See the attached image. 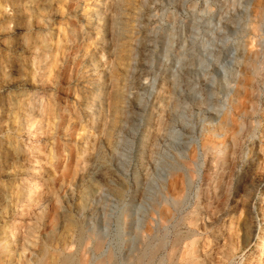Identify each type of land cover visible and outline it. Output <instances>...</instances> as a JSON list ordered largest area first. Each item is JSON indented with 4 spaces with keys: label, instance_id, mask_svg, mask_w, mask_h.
<instances>
[{
    "label": "rangeland",
    "instance_id": "rangeland-1",
    "mask_svg": "<svg viewBox=\"0 0 264 264\" xmlns=\"http://www.w3.org/2000/svg\"><path fill=\"white\" fill-rule=\"evenodd\" d=\"M46 1L0 0V264H264V0ZM124 90L136 120L114 154ZM191 138L186 174L171 140Z\"/></svg>",
    "mask_w": 264,
    "mask_h": 264
},
{
    "label": "bare ground",
    "instance_id": "bare-ground-1",
    "mask_svg": "<svg viewBox=\"0 0 264 264\" xmlns=\"http://www.w3.org/2000/svg\"><path fill=\"white\" fill-rule=\"evenodd\" d=\"M46 1V0H45ZM46 2H48V1H46ZM2 7V6H1ZM130 8V7H129ZM93 14V13H92ZM95 14V13H94ZM93 16V15H92ZM97 16V15H96ZM94 17H95V15H94ZM94 19V18H93ZM97 19H98V17H97ZM116 20V19H115ZM111 21H114V20H111ZM110 21V22H111ZM222 21V20H221ZM109 22V23H110ZM93 23V22H92ZM114 23V22H113ZM95 26H96V24H94ZM114 25V24H113ZM111 26H112V24H111ZM119 26H120V24H119ZM110 27V26H109ZM114 27V26H113ZM108 30V29H107ZM110 30V29H109ZM119 32H120V30H118ZM118 32V33H119ZM121 33V32H120ZM108 34L110 35V37L109 38H107V44L111 47V48H113V49H116V43H117V41H116V31H115V29H112V27H111V30L108 32ZM118 35V34H117ZM118 37V36H117ZM118 39V38H117ZM138 53L136 54V57H138ZM182 55V54H181ZM134 65H135V67L133 68V70H132V74H131V80H130V82L132 81V83L133 84H136V83H139V82H137V78H142L141 77V74H142V68H141V66L139 65V63L137 62V60L136 61H134ZM169 74H170V72H169ZM99 80V79H98ZM100 83V82H99ZM97 84H98V82H97ZM96 85V84H95ZM94 86V85H93ZM92 88H94V87H92ZM97 90V91H96ZM99 91H101V87H99V88H95L94 89V92L95 93H97L96 95H95V98H94V101L96 102V101H101L102 100V97H100L101 96V94L99 95ZM125 92V90L123 91V94H122V104H120V105H118L115 109H114V111H115V115H116V120H118V125L117 126H115L116 127V133L114 132V134L113 135H115V138H113L114 140L112 141V148L111 149H113L114 150V154H115V152H117V150H118V148H119V145H120V143H122V142H125V140H126V130H128L129 128H131L132 127V122H134L135 120H136V118L133 116V114H134V108L129 104V101H128V99H129V96L128 95H126L127 93H124ZM169 96V95H168ZM167 96V97H168ZM167 97H163V100H162V102H161V111H160V114H159V120H158V123H159V125H160V128H161V132H163L165 135H174V134H176V132L178 131V129H176L177 127H175V126H173L172 124H170V123H172L171 121V117L170 116H168V114H167V107H169L170 106V101L167 99ZM161 100V99H160ZM174 108V107H173ZM172 108V109H173ZM160 110V109H159ZM199 114H200V112H199ZM198 114V115H199ZM93 115V114H92ZM91 115V116H92ZM94 116V115H93ZM90 118H92L91 120H92V123L95 125V127L97 128V126H99L98 125V120H97V118L95 117V118H93V117H90ZM178 120V119H177ZM227 122V121H226ZM181 123V122H180ZM225 123V122H224ZM181 125V124H180ZM224 127V126H223ZM218 131V130H217ZM179 132V131H178ZM178 136V135H177ZM184 136V135H183ZM169 137V136H168ZM112 138V137H111ZM170 138H172V137H170ZM186 138V137H185ZM168 139V138H167ZM182 139V138H181ZM197 139V138H196ZM196 139H193V138H191V139H189V140H185V139H183V140H180V142H177V141H175V140H171V143H172V146L175 148L174 150L175 151H177L178 149H179V151L181 152V155H180V153H179V155H180V157H181V159L183 160V163L181 164L182 165V167H180V168H182V170L186 173V174H188V173H190V171L188 170L189 169V166H191L192 164H195L196 163V160H195V158L193 159V158H191V156H190V161H188L187 160V153L189 152V145L194 141H196ZM179 140V139H178ZM110 142H111V140H110ZM218 142V141H217ZM110 144V143H109ZM209 145V144H208ZM205 146V145H204ZM219 147V144L217 145V144H215V143H212L211 145H209V146H207V147H210V148H216V147ZM254 145H252V148L254 149V147H253ZM206 147V146H205ZM252 148H250V150H248V152H246L245 154H247L248 155V159H247V161H246V163L244 164V166H243V175L244 176H246V175H248V173H249V171L252 169V167H253V164H254V153H253V151L254 150H251ZM208 149V148H207ZM221 149V148H220ZM212 150V149H211ZM215 149H213V151H214ZM173 151V150H172ZM218 151H221V150H218ZM113 152V151H112ZM178 152V151H177ZM216 153H218V152H216ZM224 152H222L221 154H223ZM173 154V153H172ZM176 154V153H175ZM218 154H220V153H218ZM225 154V153H224ZM117 155V154H116ZM2 156H4V155H2ZM176 156H178V153H177V155ZM198 157V156H197ZM4 160L6 161V160H8V158L7 157H5L4 158ZM91 161H92V159H91ZM178 164V163H177ZM200 166V165H199ZM190 168H192V167H190ZM172 170H173V168H171ZM177 169V168H176ZM179 170V169H178ZM200 171V170H199ZM173 172V171H172ZM182 172V171H181ZM184 172H183V174H184ZM49 173V172H48ZM196 173V172H195ZM191 174V173H190ZM185 177H186V175H185ZM186 180V179H185ZM242 180V179H241ZM189 182V181H188ZM191 181L189 182V185H191ZM187 184V183H186ZM264 184V181L262 182V185ZM252 185H254V184H252ZM256 185V184H255ZM254 185V186H255ZM258 186V185H257ZM246 189V188H245ZM248 189V188H247ZM255 189V188H254ZM253 189V190H254ZM252 190V189H251ZM23 191V190H22ZM249 191V190H248ZM43 192V191H42ZM95 192V191H94ZM244 192H246V191H244ZM250 192V194H252L251 192H253V191H249ZM256 192V191H255ZM255 192H253V193H255ZM257 193V192H256ZM27 192H26V190L25 191H23V195H22V197H21V195H19L20 197H19V200L21 201L22 199H26L25 197H27ZM16 195V194H15ZM24 195H25V197H24ZM29 195V194H28ZM52 196V195H51ZM181 196H182V194H181ZM257 194H255L254 195V197H251L250 199V203H249V205H248V201L245 203H243V204H246V205H244V206H239V207H241V208H239L240 209V216H238V218H240L241 220L238 222L239 224H237V227H236V231H235V234H240L241 236H242V238L245 240V243H246V245L248 246V245H250V243H251V241H253V238H255L254 236H256L255 235V232H256V229H257V225L256 224H253L252 222V220H250L251 218H252V216L253 215H255V217H256V213H257V211H256V209L254 208V206H253V202H254V200H255V198H257ZM31 197V196H30ZM172 197V196H171ZM250 197V196H249ZM54 198V197H53ZM173 198V197H172ZM181 199V198H180ZM180 199H175L174 200V202H175V205L178 207V206H180V203H182V199L180 200ZM172 200V199H171ZM245 200V199H244ZM19 201V202H20ZM243 201V200H242ZM242 204V205H243ZM90 209V208H89ZM163 213V212H162ZM160 215H161V213H160ZM39 216V215H38ZM37 216V217H38ZM41 216V215H40ZM166 217V216H165ZM41 218H42V216L41 217H38V218H36V223H38V222H42V220H41ZM254 220V219H253ZM237 222V221H236ZM258 222V221H257ZM4 223V224H3ZM35 223V224H36ZM162 223V222H161ZM203 223V222H202ZM201 223V224H202ZM0 224H3L2 226L3 227H0V246H5V242H7V240H8V238H9V234H10V232H9V229H8V227H10V225H9V223H8V218H6V216H4V217H0ZM34 224V223H33ZM6 225H9V226H6ZM37 225V224H36ZM36 225H29V229H28V233H29V235H31V236H34V233H35V230H36V228H38ZM39 225H40V223H39ZM203 225V224H202ZM202 225H201V227H202ZM1 226V225H0ZM190 226V225H189ZM188 226V227H189ZM193 228V227H192ZM190 229V228H189ZM264 229V228H263ZM197 230V229H196ZM222 231V230H221ZM37 232V231H36ZM219 232H220V230H219ZM264 232V230H262V233ZM180 234V233H179ZM165 235V234H164ZM262 235V234H261ZM185 237V236H184ZM183 237V238H184ZM237 237V236H236ZM189 238V237H188ZM216 238H219V234L217 235V237ZM230 238V237H229ZM263 238V243L261 244V247H260V251H261V253H263L264 252V236L262 237ZM185 239H187V236H186V238ZM36 240V239H35ZM184 240V239H183ZM192 240V239H191ZM9 241V240H8ZM171 241V240H170ZM196 240L195 239H193V241H190V244L189 245H191V248H194V246H195V244H196ZM171 244H172V248H171V251L173 250V252L172 253H174L175 252V250L178 248V245H179V237L177 236L176 237V239H174L173 241H171L170 242ZM182 243V242H181ZM187 242H185V244H186ZM24 244V243H23ZM29 244H30V242H29ZM165 244V243H164ZM233 244V243H232ZM99 245V243L97 244V246ZM101 245V244H100ZM99 245V246H100ZM189 245H188V247L186 248V249H189ZM260 245V244H259ZM230 246V245H229ZM159 247H160V245H159ZM185 247V246H184ZM100 248V247H99ZM259 248V247H258ZM182 249V248H181ZM183 251V250H182ZM192 251V250H191ZM228 251V250H227ZM184 252V251H183ZM182 252V253H183ZM197 253V252H196ZM188 254V253H187ZM172 255V254H171ZM196 258V257H195ZM18 263V262H17ZM261 264V263H260Z\"/></svg>",
    "mask_w": 264,
    "mask_h": 264
}]
</instances>
